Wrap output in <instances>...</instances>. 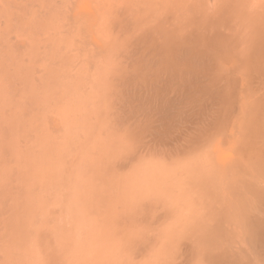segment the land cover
Instances as JSON below:
<instances>
[{
	"label": "rangeland",
	"instance_id": "obj_1",
	"mask_svg": "<svg viewBox=\"0 0 264 264\" xmlns=\"http://www.w3.org/2000/svg\"><path fill=\"white\" fill-rule=\"evenodd\" d=\"M233 1L0 0V264H205L209 245L218 251L228 247L226 254H233L236 262H254L246 220L252 196L242 185L245 174L226 167L237 156L235 144L216 139L206 146L208 151L205 146L194 151L200 159L188 153L196 167L189 164L190 157L183 163L186 153L178 156L182 164L176 151L163 158L165 147L156 144L153 130L149 133L155 122L146 118L149 110L140 91L143 86L147 90L158 68L155 39L172 34L186 18H216L229 26L241 22L233 29L246 24L245 18H252L253 26L262 25L264 0ZM187 6L193 12L186 13ZM168 31L172 33L165 35ZM240 64L223 66L228 73L232 68L246 93L257 87L261 70L254 63ZM143 72L150 78L140 88ZM224 164L226 181L223 173L212 171ZM206 165L220 177L205 171ZM232 211H237L236 219L242 217L236 221ZM225 216L227 222L240 221L239 226L227 223ZM240 227L248 230L242 236ZM225 228L235 232L230 239L223 237Z\"/></svg>",
	"mask_w": 264,
	"mask_h": 264
},
{
	"label": "bare ground",
	"instance_id": "obj_2",
	"mask_svg": "<svg viewBox=\"0 0 264 264\" xmlns=\"http://www.w3.org/2000/svg\"><path fill=\"white\" fill-rule=\"evenodd\" d=\"M231 1L232 0H230V2ZM235 1L236 0H234L233 2H235ZM240 3L241 2H239L238 4H240ZM231 4H233V3H231ZM235 5H237V4H235ZM242 5H246V4L243 3ZM262 5H263V3H262ZM189 7H191V6H189ZM189 7L187 6L186 13H188L192 9V7H191V9L188 10ZM193 7L195 9V6H193ZM196 7H197V5H196ZM233 7H234V5H233ZM237 8H238V6H237ZM249 9L250 8L248 7L247 10H249ZM242 10H244V9H242ZM242 10L240 9V12ZM245 11L244 12L242 11V12L245 13ZM236 12H237V10H236ZM251 12L254 13L253 11H251ZM186 13H184V16H186ZM194 13H195V15H196V13L198 14L197 11H195ZM228 13L232 14L233 12L230 13V11H229ZM199 14L202 15V13H199ZM199 14L196 16H199ZM259 14H260V12H259ZM204 15L205 14H203V16ZM226 15H227V13H226ZM240 15L243 16L244 14L241 13ZM178 16L182 17L179 13H177V17ZM194 16H192V17H194ZM206 16H208V14H206ZM206 16H205V18H207ZM246 16H248V19H249V15H246ZM251 16H254V14H252ZM262 16L263 17H261V16L260 17H261V19L263 18V22H264V14ZM219 17L220 16L218 14V18ZM221 17H222V15H221ZM231 17H234V16H231ZM200 18H201V16H200ZM223 18L224 17H222V19ZM234 18H232V19L234 20ZM237 18L240 19L241 17L238 16ZM253 18H255V17H253ZM182 19H184V18L182 17ZM182 19H181V21H182ZM199 19L196 18V20H197L196 21L194 18L195 21H193L191 19V17H189V19L186 18L185 20H188V21H184V23L181 25V27H177L175 31H174V26H173V31H174L173 33L170 32V31H172V29L170 31H168L167 34L163 33L164 30H166V29L161 30V31H163L162 33L165 35H168L169 32L172 34H170L168 36H164L161 40L157 41L158 43L156 42V39L154 41L157 44L155 46L156 48L155 47L154 48H155V52H156L155 55L157 57L156 63H158V65H155V66H158V68H157V70H155L156 72H154V74H153L154 76L153 75H152L153 77L151 76L152 78L149 81L148 87L146 85L148 91L146 89L145 90L143 89L145 87V86H143L144 83L146 82V80H148L150 78L144 74L145 71L143 72V74L145 75V77H147V79H145V81H143L145 77L144 78L141 77L140 79H142V80L139 79L140 80L139 82H140V84H142V83L143 84L140 86H138L139 84H136V85L140 88H141V86H143L142 87L143 90L141 89L140 91L145 92V93L142 92L143 94H145L144 96L142 95L143 101H146V104H147L146 106L148 108L147 111L149 110V113L147 112V114H145V112H144V114L147 116V117L146 116L145 117L148 119L149 118L153 119L155 122V125H153L154 129L153 128L150 129L149 133L151 130H153L152 131L153 133L151 132V134H152L151 136H153V134H154L153 137H155L156 144L159 146L162 145V147L163 146L165 147V149H163V151H164L163 153L161 150L162 148H157V150L160 149L159 152L162 153L161 156L165 153L167 154V152H168V155L170 153H173V155H172V157H173L175 154L173 151H176L179 154H176L177 156L175 155V157H177V159L174 157V161H175V159H176V161L177 160L179 161L178 156H181L182 153L183 154L186 153L187 156L183 157L185 154L181 156V158L183 159V163L186 164V162L188 161V158L190 157L189 156L190 154L188 155V153L193 152V154L196 156L197 154L194 153L195 150L199 149L198 151L202 152V151H204V150H202L204 148V146H205L206 150L209 149V148H207L209 146V144L211 145V142L216 141V139H218L219 141H221V139H225L228 142H229V140H231L233 142V144H235V145H233V147L235 146L234 149L236 148L237 153H235L234 155H237V156H235L236 158L233 161H231V158H229L230 160L228 162H230V161L231 162L226 167H228V169L231 170L230 171L231 173L233 171H235L236 169L237 170L239 169V171H241L245 174V175H242V177L243 176L244 177L242 178L241 181H242L243 188H245V191L248 189L247 191L250 192V194L252 196V198H251L252 204H250L251 207H249V203H250V200H249V203L247 205L249 208H247V209H248V211H250L251 214L249 215V219H247L248 218V213H247L246 220H248V222H247L248 224L246 223L245 220H243V221H245V223L247 225H249V227H248L249 232H247L248 230L247 231L245 230V229H248L245 226H244L245 229L243 227H242V229L247 232V236H248L249 241H250V243L248 242V244L251 247L250 249H252L253 250L252 252L254 253L253 254L254 257L252 255V257L254 258L253 263L254 264H264V77H261V72H264V23L262 22V25H258L259 22L256 19H254L258 22V24L256 23L257 25L253 26L249 23V21L252 18L249 19L248 21H247V18H245L246 22H247L246 24L242 23L241 28L237 27V29H235V27H234V29H233L232 26H234L235 23L237 25V22H238V24L241 22H239V21L236 22L234 20L235 22H232V23H234V25L229 26V25H227V23H226V25H224L223 24L224 21L221 24V22H219V21H221V19H219L217 21V19L215 18L216 22L214 20H213L214 22H211V21L210 22H204V21H201ZM238 19H236V20H238ZM242 19H244V18H242ZM258 19H259V17H258ZM233 20H231V21H233ZM253 21H252V24H254ZM259 21H261V20H259ZM244 22H245V20H244ZM175 23L173 22V25ZM228 24L231 25V22ZM260 24H261V22H260ZM159 26H160V24H159ZM178 26H179V24H178ZM159 32L160 31H158L157 34ZM162 33H160V34L163 36ZM152 46H154V45H152ZM151 51H154V49H152ZM152 54H149V56L150 55L152 56ZM146 56H147V54H146ZM146 56H145V58H147V59L151 58V56H150V58H148L149 56L148 57H146ZM147 59H145V60H147ZM151 59H153V58H151ZM152 61H154V60H152ZM147 62L151 63L149 61H147ZM227 62H230V63L233 62V63H235V65L237 67H238L237 64H240V63H243V65L248 64V63H250V64L254 63L256 65L255 66L253 64L255 67H257V68L260 67V68H258V70H261L260 75L258 76L259 77L258 80L256 78V80H257L256 84L257 85L255 84L257 87H255V89L253 88V90H251V88H249L250 90L247 89L248 92L246 91V93L248 95H246L245 87H244V85H242L243 81L239 82V83H241V84H239L238 79H235L236 77H234V75H232V72H233V71H231L232 68L230 69L231 74H230V71L228 73L229 69L228 70L224 69L223 65H224V63H227ZM141 63H142V61H141ZM154 63H155V61H154ZM149 67H151V66H149ZM151 68L153 69V66ZM251 71L252 70H250V73H251ZM141 73H142V71H141ZM149 73H150V71H149ZM238 74H239V72H238ZM240 75H238V76H240ZM141 76H143V75H141ZM262 76H263V73H262ZM240 77H239V80H243V78L240 79ZM245 86H246V84H245ZM135 88H137V87L135 86ZM149 91H150V94H149ZM250 91H252V92L250 93ZM146 92H148V94H146ZM138 93H139V91H138ZM142 96H141V98H142ZM132 97H133V94H132ZM137 99H140V98H137ZM139 101L141 102L142 100L140 99ZM140 102H138L137 104H139ZM146 106L144 105L143 107H146ZM140 109H142V108H140ZM177 110H180L181 114L176 115ZM144 111H146V110H144ZM136 112L138 113V111H136ZM179 115L180 116L183 115V116L181 118H177ZM138 116H139V114H138ZM142 118H144V117H142ZM142 118H141V120H142ZM144 120H145V122H148L147 119H144ZM149 122L153 123L152 120L151 121L149 120ZM140 123H141V121H140ZM143 124H145V123H143ZM148 124L149 123L145 124V125H147L146 127H148ZM149 126H150V124H149ZM151 126H150V128H151ZM57 128H58V125H57ZM141 129H143V127ZM148 129H149V127H148ZM145 130L147 131V128ZM150 142H151V140H150ZM153 143H154V141H153ZM146 144L148 145L147 142H146ZM212 145H213V143H212ZM159 146H153L152 145V147H159ZM220 146H221V144H220ZM201 147H202V149H201ZM196 153H197V151H196ZM166 154L163 155V158L167 157ZM192 155H191V157H193ZM198 155L196 156V158L198 157L200 159V156H198ZM157 156H159V155L157 154ZM186 157H187V159H186ZM191 157H190V159H191ZM202 157H204V155ZM233 158H234V156H233ZM170 159L172 161V158H170ZM203 160L207 161L208 159L206 160V158H204ZM203 160H201V161L203 162ZM180 161H182V160L180 159ZM180 161L178 163L182 164V163H180ZM199 161L197 160V163H199ZM193 162H194V164L192 167H196V166H194V165H196V162L194 161V159H191L189 161V164L193 163ZM209 163H210V160H209ZM209 163H208V165H209ZM212 163H213V161H212ZM169 164H171V163H169ZM172 164H174V162ZM202 164H205V162H203ZM225 164H224L223 168H221L218 165V166H216L218 169L215 166L214 167L216 169H214L212 166H211V169L213 168L212 171H216L215 174L218 173L220 176H222L221 175L222 173L223 174L226 173ZM171 166L175 167L174 165H171ZM181 166H183V165H181ZM184 166L188 167V165H184ZM176 167L178 168V166H176ZM181 168H180V170H181ZM184 168H186V167H184ZM193 169L194 168H192L191 170H193ZM196 169L201 170L202 167L199 168L197 165ZM211 169L207 170V165L204 168L205 171L207 170L208 172H210V175L214 176L215 174L211 173ZM171 170L174 171L175 169H171ZM186 170H190V169L187 168ZM204 170H202V171H204ZM173 171H170V173L171 172L173 173ZM184 172H187V171H184ZM179 173H180V171H179ZM194 174H195V172H194ZM197 174L198 173H196V175ZM206 174H207V172H206ZM204 175H205V173H204ZM210 175H209V177H210ZM225 175L226 174H224L223 176H225ZM186 176L188 177V175H186ZM215 176L220 177L218 175H215ZM179 177H180V175H179ZM191 177H192V175H191ZM193 177H194V175H193ZM209 177H207V178L209 179ZM178 178H176V179H178ZM212 178H210V179L212 180ZM221 178H222V180L221 179H218V180H220L221 185L223 184V186H224L226 184V183L224 184V182L226 181V176H225V181H223V179H224L223 177H221ZM185 179H186V177H185ZM207 180H206V182H207ZM215 180H217V179H215ZM174 181H176V180H174ZM181 181H182V179H181ZM186 181H187V179H186ZM178 182L181 183L179 181V179H178ZM173 183H175V182H173ZM182 183H183V181H182ZM186 183H188V182H186ZM168 184H169V181H168ZM176 184H177V182H176ZM204 184H205V182H204ZM209 184H211V182ZM219 184H220V182H219ZM187 186H189V185H187ZM187 186H185V187L187 188ZM193 186H194V188L196 187L195 184ZM191 187L192 186L190 185L188 188H191ZM210 187H211V185H210ZM243 188L241 187L240 189L243 192H245L243 190ZM215 189H216V187H215ZM215 189H213V190H215ZM222 189H223V187H222ZM222 189L220 188V191H222ZM183 190H184V188H183ZM192 190H193V188H192ZM195 190L197 191L196 188H195ZM195 190L193 192H195ZM211 190H212V188H211ZM216 190H219V188ZM223 190H225V189H223ZM179 191H180V193H182V190H179ZM188 191L190 192V189ZM195 193H193V194H195ZM222 193H223V191H222ZM242 193H241V195H242ZM208 194H210V193H208ZM246 194H247V192H246ZM246 194L244 193V195H246ZM227 195H228V193H227ZM182 196H184V195H182ZM189 196H190V194H189ZM186 197H187V195H186ZM193 197H194V195H193ZM198 197H200V196H198ZM250 197H248V198H250ZM196 198L197 197H195V199ZM192 200H193V198L191 199V201ZM236 200H238V199H236ZM191 201H190V203H192ZM207 201H210V200H207ZM220 201H222V200H220ZM243 202H244V200H243ZM201 203H202V201H201ZM216 204L217 203H215V201H214V205H216ZM235 204L238 205V203H235ZM225 206H226V204H225ZM239 206H241V205H239ZM242 206H243V204H242ZM229 208H232V206L229 205ZM243 208H246V207H243ZM233 209H234V206H233ZM219 210L225 211V210H222V207ZM226 211H227V213L231 212V209H230V211H229V209ZM237 211H234V212L232 211L231 216H234L235 215L234 213ZM242 213H244V215H245V211H243ZM240 214H241V212H240ZM227 215H229V214H227ZM218 216H219V214H218ZM229 217H228V220H230ZM234 217H232V219L233 218L236 219V216H234ZM239 217H237L236 221L239 219ZM224 218H226V216ZM234 219H233V221L231 220L232 222L230 221L231 224L234 223V225L237 224L239 226L240 221L238 223L237 222L235 223ZM244 219H245V217H244ZM225 220L227 222V218ZM242 223H244V222H242ZM245 223H244V225H245ZM237 229H238V231H240L241 236H242V234L244 235V233H242L243 230L242 231L239 230V229H241V227L237 228ZM223 230H224L223 237L226 239H230L229 236L232 235V233L234 231L232 230L233 231L232 232V231L228 230V228H225ZM233 236H231V237L233 238ZM236 236H234L235 240H236ZM240 238L241 237L239 236V239ZM225 240H223V241H225ZM223 241H221V242L219 241V242L222 243ZM240 241H241L240 245L244 246L242 244V240H240ZM245 241L246 240L244 239V242ZM231 242L227 241L226 243H231ZM246 244L247 243H245V246H246ZM231 245L234 248V250L239 249V247L235 248L232 243H231ZM209 246L206 249L204 248L203 256H204L205 260L204 259L203 260L206 262V263L204 262L205 264H246V261H244V260H243L244 261L243 263H240V261L242 259L240 261L236 262V259L234 258L233 254L232 255L230 254L231 252H229L230 255L228 256L226 254L227 250L230 251L228 249V247H226L227 250H225V248L223 247L224 250L218 251V249L215 248L214 246H211V247H209ZM215 246L217 247V245H215ZM222 246H223V244H222ZM222 246H221V248H222ZM224 246H226V245H224ZM230 246H229V248L231 250H233ZM212 247L217 249V252L213 251L214 248H212ZM246 249H249V247H247ZM246 249H244V250H246ZM239 252H241V251H239ZM248 252H249V250H248ZM245 255L246 254H244V256ZM244 256H242V257H244ZM247 256H248V254H247ZM229 257L234 258V259H231ZM235 257H236V255H235ZM240 257H241V255H240Z\"/></svg>",
	"mask_w": 264,
	"mask_h": 264
}]
</instances>
